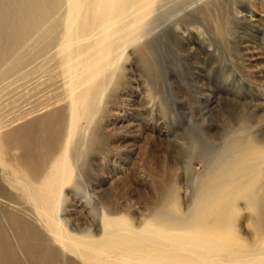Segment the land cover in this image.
<instances>
[{"label":"rangeland","instance_id":"rangeland-1","mask_svg":"<svg viewBox=\"0 0 264 264\" xmlns=\"http://www.w3.org/2000/svg\"><path fill=\"white\" fill-rule=\"evenodd\" d=\"M163 4L153 23L162 31L146 49L81 60L100 85L72 132L62 111L67 177L53 214L111 262H122L119 246L167 264H264V0ZM61 16L0 66V126L65 98L79 78L58 63V44L48 47ZM231 166L223 199H200Z\"/></svg>","mask_w":264,"mask_h":264},{"label":"bare ground","instance_id":"bare-ground-1","mask_svg":"<svg viewBox=\"0 0 264 264\" xmlns=\"http://www.w3.org/2000/svg\"><path fill=\"white\" fill-rule=\"evenodd\" d=\"M165 1L0 0V66L48 21L61 13V19L52 25L53 28L61 27L62 30L48 47L53 43L58 44V63L71 78L79 76L71 83L65 98L41 108L31 107L29 110L27 107L29 111L17 122L0 126V179L7 184L6 187L0 184V221L4 223H0V264L168 263L164 258L162 261H155L144 255L138 258L131 256L134 254L131 248L121 249L119 246L118 249L123 253L122 262H111L109 258L104 260L98 249L87 251L80 240L71 237L62 220L53 214L56 203L55 185L60 179L67 177L66 155L69 141L64 143V149L61 148L63 151H58V142L60 145L66 134L64 115L71 117L69 131L72 132L76 127L73 121H78L91 91L100 85L97 68L88 74H81L85 70L80 68L81 60L92 62L96 53L101 51L110 56L118 46L126 51L143 43L142 46L146 49L149 40L159 36L162 31V24L156 26L153 23ZM85 85H89L88 91H83ZM61 102H66L64 109L49 112ZM232 168L228 169L229 174H222L219 180L214 177L208 179L202 186L204 190L200 199H223L224 196L218 193L228 183V177L233 175ZM60 211L59 208L55 210L57 216ZM69 254L73 258L70 259Z\"/></svg>","mask_w":264,"mask_h":264}]
</instances>
